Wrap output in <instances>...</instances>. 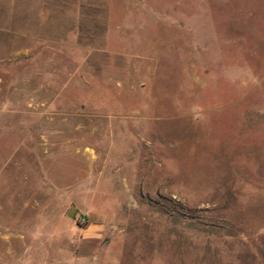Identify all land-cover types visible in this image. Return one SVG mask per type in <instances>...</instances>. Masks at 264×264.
Segmentation results:
<instances>
[{
  "label": "rangeland",
  "instance_id": "rangeland-1",
  "mask_svg": "<svg viewBox=\"0 0 264 264\" xmlns=\"http://www.w3.org/2000/svg\"><path fill=\"white\" fill-rule=\"evenodd\" d=\"M23 6L0 264H264V0H0Z\"/></svg>",
  "mask_w": 264,
  "mask_h": 264
},
{
  "label": "crops",
  "instance_id": "crops-1",
  "mask_svg": "<svg viewBox=\"0 0 264 264\" xmlns=\"http://www.w3.org/2000/svg\"><path fill=\"white\" fill-rule=\"evenodd\" d=\"M26 5H28V3L26 2ZM16 8V7H15ZM23 7H21V10L20 12L18 11H15L14 14L10 11V12H7V13H4L3 10L0 8V25H2V23H5V24H8L9 25V31H18L17 27L18 25H21L23 26L21 23H16L17 20L15 18H18V17H25L27 18V16H29L30 14H32L31 10H29L28 8L26 9H23ZM8 17V18H7ZM12 17L14 19H12ZM27 19H25L26 21ZM27 24V23H25ZM0 31H2V29L0 28Z\"/></svg>",
  "mask_w": 264,
  "mask_h": 264
}]
</instances>
